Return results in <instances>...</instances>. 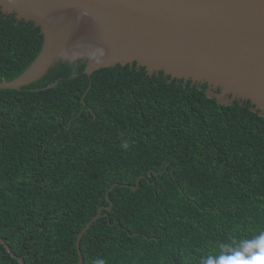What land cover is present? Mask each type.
I'll return each instance as SVG.
<instances>
[{"label": "trees", "instance_id": "obj_1", "mask_svg": "<svg viewBox=\"0 0 264 264\" xmlns=\"http://www.w3.org/2000/svg\"><path fill=\"white\" fill-rule=\"evenodd\" d=\"M43 41L33 21L0 11V83ZM86 66L61 61L20 91L0 89V264H20L2 241L26 264H78L77 237L116 183L112 209L82 238L84 264L258 255L264 115L136 62L90 77Z\"/></svg>", "mask_w": 264, "mask_h": 264}, {"label": "water", "instance_id": "obj_2", "mask_svg": "<svg viewBox=\"0 0 264 264\" xmlns=\"http://www.w3.org/2000/svg\"><path fill=\"white\" fill-rule=\"evenodd\" d=\"M0 11L33 21L43 35L38 57L19 77L0 89L22 90L42 79L58 62L87 60L85 73L135 62L149 75L207 84V94L222 105L250 101L264 115V0H0ZM141 178V177H140ZM140 178L136 186L138 188ZM98 213L76 240L81 241ZM20 264L22 257L13 253Z\"/></svg>", "mask_w": 264, "mask_h": 264}, {"label": "clouds", "instance_id": "obj_3", "mask_svg": "<svg viewBox=\"0 0 264 264\" xmlns=\"http://www.w3.org/2000/svg\"><path fill=\"white\" fill-rule=\"evenodd\" d=\"M122 146L126 148L128 145L125 143ZM258 246L261 249L260 253L252 257L251 259H245L244 257L237 254L225 258L222 261V264H264V237L261 238L260 242L258 243ZM95 264H105V262L103 260H97Z\"/></svg>", "mask_w": 264, "mask_h": 264}]
</instances>
